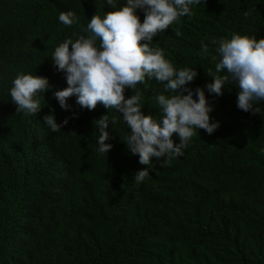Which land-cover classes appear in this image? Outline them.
Returning <instances> with one entry per match:
<instances>
[{
    "label": "trees",
    "instance_id": "1",
    "mask_svg": "<svg viewBox=\"0 0 264 264\" xmlns=\"http://www.w3.org/2000/svg\"><path fill=\"white\" fill-rule=\"evenodd\" d=\"M68 10L79 21L71 27L58 21ZM111 10L105 0H0V264H264V109L239 110L234 85L220 96L205 89L214 133L198 130L183 157L154 159L140 184L134 174L147 166L121 140L122 119L109 126L113 147L103 156L94 121L108 110L80 109L73 96L66 111L54 99L67 87L54 48ZM232 33L264 37V0H204L153 42L174 66L197 67L195 89L211 82L205 71L214 68L201 43ZM19 73L49 79L35 117L11 103ZM137 89L145 114L159 119L153 97L162 85ZM50 112L57 123L69 118L60 132L44 126Z\"/></svg>",
    "mask_w": 264,
    "mask_h": 264
},
{
    "label": "clouds",
    "instance_id": "2",
    "mask_svg": "<svg viewBox=\"0 0 264 264\" xmlns=\"http://www.w3.org/2000/svg\"><path fill=\"white\" fill-rule=\"evenodd\" d=\"M105 3L114 10L93 15L86 27H81V35L65 38L54 48L50 58L67 87L52 95L62 110L71 111L68 99L73 96L80 109L91 111L99 103L108 110L94 121L100 155L106 156L113 147L106 143L110 139L109 126L114 129L117 117L122 119L127 134L121 140L128 153L138 156V163L147 166L134 174V183L151 177L154 159L167 163L183 157L198 130L211 135L219 127L218 122H210L213 108L205 89L209 95L220 96L225 89L230 90L227 85H234L239 110L255 115L264 109V37L237 33L230 38L213 37L210 45L214 50L201 43V57L208 58L214 68L205 71L211 82L193 89L189 85L198 75L197 67L174 66L153 41L180 17H191L193 8L204 0H122L118 7V0ZM137 10L143 12L142 22ZM58 21L67 27L79 22L71 10L61 11ZM175 34L179 36L180 32ZM153 80L162 85L153 97L159 119L152 112L145 114L142 93L137 89L138 84L147 89ZM49 89L47 77L17 74L8 90L16 114L35 117ZM128 89L133 95L126 98ZM76 117L73 112L71 118ZM43 122L56 133L68 124L69 118L57 123L50 112Z\"/></svg>",
    "mask_w": 264,
    "mask_h": 264
}]
</instances>
